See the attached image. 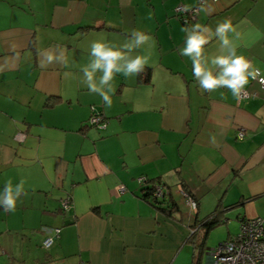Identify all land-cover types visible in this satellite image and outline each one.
Wrapping results in <instances>:
<instances>
[{
  "label": "crops",
  "instance_id": "crops-1",
  "mask_svg": "<svg viewBox=\"0 0 264 264\" xmlns=\"http://www.w3.org/2000/svg\"><path fill=\"white\" fill-rule=\"evenodd\" d=\"M179 5L198 7L190 23L176 15ZM226 19L242 34L237 54L264 75V0H0V192L9 179L24 181L15 211L0 206V264H201L213 229L199 258L186 238L195 231L201 243L199 220L219 203L240 202L223 213L225 224L264 217L262 89L250 80L246 89L257 96L239 102L227 88L202 93L179 54L185 27L215 31ZM132 30L150 36L132 53L147 58L150 81L117 73L106 108L82 83L89 45L120 47ZM217 47L213 38L205 49ZM60 52L65 62L48 64L45 54ZM50 96L57 98L47 106ZM91 107L105 129L85 125ZM146 177L171 189L178 211L166 215L142 197ZM54 227L59 236L45 249ZM227 233L219 242L234 235Z\"/></svg>",
  "mask_w": 264,
  "mask_h": 264
},
{
  "label": "clouds",
  "instance_id": "clouds-1",
  "mask_svg": "<svg viewBox=\"0 0 264 264\" xmlns=\"http://www.w3.org/2000/svg\"><path fill=\"white\" fill-rule=\"evenodd\" d=\"M183 31L186 34L185 42L184 46L179 49V54L191 61L193 75L202 93L227 88L233 98L239 102L244 98L245 88L250 80L255 81L259 78V82L264 84V75H261L260 69L254 67L246 56L237 54L242 34L237 31L231 19L219 22L215 31L200 23L185 27ZM255 33L257 37L261 35L258 30H255ZM213 38L218 41V47L215 52H207L205 46ZM149 40L150 36L144 32L132 30L128 40L120 47L103 39L90 43V62L82 68V83L91 93L98 94L102 98L106 108L112 106L111 82L117 73L127 78L144 72L147 58L132 55V53ZM245 46H250V44L245 42ZM45 59L48 64L54 61L65 62L63 52L56 56L46 53ZM41 66L46 67L47 65L42 63ZM97 73L100 75L97 76ZM23 192V180L13 186L9 179L3 191L0 192V206H3L6 212L15 211L17 200Z\"/></svg>",
  "mask_w": 264,
  "mask_h": 264
},
{
  "label": "built area",
  "instance_id": "built-area-1",
  "mask_svg": "<svg viewBox=\"0 0 264 264\" xmlns=\"http://www.w3.org/2000/svg\"><path fill=\"white\" fill-rule=\"evenodd\" d=\"M197 10L198 7L186 9L181 5L174 9L176 15L185 24L190 23L194 19ZM261 75L263 74L261 73ZM251 81L260 86L264 95V84L259 82V78ZM256 96L257 93L255 91H249L245 88V96L243 99L255 98ZM91 109L92 113L87 119V124L99 130L105 129L106 119L104 116L99 112H94L93 107ZM239 136H242L241 133H239ZM16 138L21 139L22 133H17ZM164 188L161 185L157 186L155 190L156 195L161 196ZM123 190V187L117 188L118 193H121ZM178 193L181 195L189 211L195 212L197 208L195 199L188 195L182 187L178 189ZM69 206V196L60 200L59 209L61 212L66 213ZM238 223V232L218 243L212 249L207 250L209 258L205 263L201 264H264V217L241 218ZM59 233V227H54L48 231L41 241L42 247L45 249L50 248L59 236Z\"/></svg>",
  "mask_w": 264,
  "mask_h": 264
},
{
  "label": "trees",
  "instance_id": "trees-1",
  "mask_svg": "<svg viewBox=\"0 0 264 264\" xmlns=\"http://www.w3.org/2000/svg\"><path fill=\"white\" fill-rule=\"evenodd\" d=\"M90 28H94V27H90ZM86 29H89V28H86ZM150 70H151L150 67L145 66L144 72L137 75V80L139 82H143V83L149 82L150 81ZM55 98H57V97H51V96L47 97L46 98V105L51 106L56 101ZM85 125L89 126L87 124V120L85 121ZM89 127H92V126H89ZM159 185H161L163 188L165 187L163 189V193L161 196H157L155 193L156 187ZM181 187L188 195H190L189 191L186 189V187L184 185H181ZM140 188H141V192H142V197L145 200L149 201L154 207H156L162 213L171 216L174 212L179 210V204L174 199L171 189L169 187H167L159 179L148 178V177L143 178L140 181ZM238 204H240V202H237L233 205L223 207L222 204L219 203L210 215L199 220V226L198 227L202 228V232H203L202 237H201V243L198 246L195 244V233H196L195 231L193 233H191L190 235H188L186 238L187 242H191L194 244V249L196 250L197 257L199 256L200 251L204 247V242H205L210 230L214 229L217 226H220V225L226 223V219L224 218L223 213L226 212L227 210H229L230 208L237 206ZM195 212H192V213H195ZM193 263L199 264L197 259H196V261H193Z\"/></svg>",
  "mask_w": 264,
  "mask_h": 264
},
{
  "label": "rangeland",
  "instance_id": "rangeland-1",
  "mask_svg": "<svg viewBox=\"0 0 264 264\" xmlns=\"http://www.w3.org/2000/svg\"><path fill=\"white\" fill-rule=\"evenodd\" d=\"M238 229H239V223L236 222V220L234 218L229 220V222L227 224H222L221 226L215 227L213 229L214 232H213L212 236L209 238L210 243H209L208 247H210V249H212L213 247L216 246V244H218L219 241L222 240L223 236H226L228 234L227 232H230L231 234H236L238 232ZM200 231H202V228H200ZM209 239H207V240H209ZM206 252H208V251H206ZM5 257H7V255L5 253H3L2 251H0V258H5ZM202 260H204V257Z\"/></svg>",
  "mask_w": 264,
  "mask_h": 264
}]
</instances>
